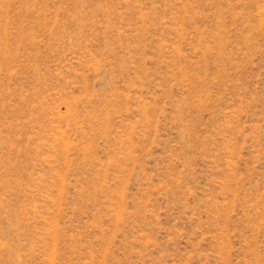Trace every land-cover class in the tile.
<instances>
[{
	"label": "rangeland",
	"instance_id": "374dc122",
	"mask_svg": "<svg viewBox=\"0 0 264 264\" xmlns=\"http://www.w3.org/2000/svg\"><path fill=\"white\" fill-rule=\"evenodd\" d=\"M0 264H264V0H0Z\"/></svg>",
	"mask_w": 264,
	"mask_h": 264
}]
</instances>
